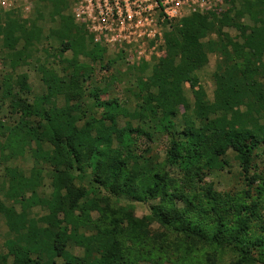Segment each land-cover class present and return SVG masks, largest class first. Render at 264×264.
<instances>
[{
    "label": "trees",
    "instance_id": "1",
    "mask_svg": "<svg viewBox=\"0 0 264 264\" xmlns=\"http://www.w3.org/2000/svg\"><path fill=\"white\" fill-rule=\"evenodd\" d=\"M35 1L57 23V46L44 50L56 66L34 60L45 38L21 8L0 15V103L16 117L0 122V264H162L153 224L234 253L230 264H264V0H225L222 11L171 23L164 57L127 71L133 111L128 99L102 101L99 86L87 93L93 64L115 62L105 64L109 50L75 21L71 1ZM213 54L210 100L198 73ZM33 63L45 87L34 99L19 73ZM230 152L246 186L219 193L206 176L225 170ZM26 157L31 167L17 163ZM124 198L151 204L150 214L136 217Z\"/></svg>",
    "mask_w": 264,
    "mask_h": 264
},
{
    "label": "rangeland",
    "instance_id": "2",
    "mask_svg": "<svg viewBox=\"0 0 264 264\" xmlns=\"http://www.w3.org/2000/svg\"><path fill=\"white\" fill-rule=\"evenodd\" d=\"M33 1L34 2L31 11L26 13L21 7L23 13L19 14V17L22 18V20H29L36 23L37 30H39L45 38L38 46L33 49V55L35 56L34 60L48 62L51 66H56L58 62H56L54 58L50 57V55H47V52H44V50L49 48L50 46H57L53 38L49 37L51 30L57 27V23L48 16L49 11L44 10V16L40 17L37 13H40L39 11H42V5H40L35 0ZM226 31L232 37L239 38V33L235 29L227 28ZM5 52L6 50H4L2 42H0V79L4 72L2 62ZM122 54L123 56L119 58L118 56H121ZM122 54L117 51L108 52L104 60L105 64L110 61L115 62L108 71L102 70L99 63L93 64V69L95 71L94 80L91 84H86V87H88L87 93L93 91V86H99L102 89V92L100 93V99L102 101H107L111 98H120L123 100L128 99L129 102L127 104V108L130 111H133L135 108L134 98H132V92H130V90L134 88L132 83L134 82V77L136 75H129L127 71L131 67H138L140 65L130 63L127 60V56H125L124 53ZM67 55L70 56V54ZM56 60L58 61V59ZM217 62L218 57L214 54L211 55L208 65L198 73L200 82L205 88L210 100H213L214 98L215 83L213 75L216 71ZM34 65L35 64L33 63L31 64V66L19 68V73H26L29 76V84L32 89V99L45 93V87L41 81V76L34 68ZM149 74L150 70L147 72V76ZM104 79H106V81H104ZM110 80H112L111 83H109ZM186 94L190 102H193L192 90L189 85L186 86ZM15 121L16 117L11 113L7 106H3L0 103V122L13 123ZM136 122L133 123L135 126L137 124ZM120 123L121 126H123L126 123V119H122ZM227 160L229 161V166L223 171L207 175L206 182L212 184L219 193L241 192L243 189H245L246 185L243 177L240 176L241 169L239 168V164L235 161L234 155L231 152L228 154ZM258 160L259 169H263L264 147H262L259 151ZM17 163H19L21 166L28 165V167H31V163L28 157H26L25 159L20 158ZM177 174L178 173H176L175 175L177 176ZM1 176L2 172L0 169V179ZM46 191L50 193L48 189H46ZM121 203L123 205L133 204L135 208V216L138 218H142L150 214L151 212V204L149 203H136L126 198L122 199ZM39 213H41L42 215L44 214L41 211H39ZM96 217L97 214L94 213V218ZM149 227L150 233L152 235L154 234L152 236V241L155 242L150 243V248H152V244H155L159 251L165 256L166 260L164 259L165 261L163 260L162 264H230L235 259L236 255L232 252H216L214 249L204 247L197 242H192L188 239L184 240L183 237L179 235V233H176L173 230V228H165L159 224H153ZM7 234L8 227L6 221L2 216H0V253H4V251H6L5 242L7 239ZM158 235L161 237L160 242H157V240L159 239V237H157ZM71 251L76 255H81L83 252L80 248L71 249ZM142 263L148 264L144 262Z\"/></svg>",
    "mask_w": 264,
    "mask_h": 264
},
{
    "label": "built area",
    "instance_id": "3",
    "mask_svg": "<svg viewBox=\"0 0 264 264\" xmlns=\"http://www.w3.org/2000/svg\"><path fill=\"white\" fill-rule=\"evenodd\" d=\"M75 21L95 44L123 52L135 65L152 63L166 53L171 23L194 14L222 11L225 0H70ZM33 0H0V15L17 8L28 13Z\"/></svg>",
    "mask_w": 264,
    "mask_h": 264
}]
</instances>
